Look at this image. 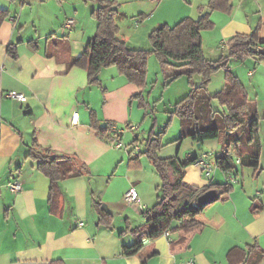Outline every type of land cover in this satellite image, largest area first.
<instances>
[{"label":"crops","instance_id":"crops-1","mask_svg":"<svg viewBox=\"0 0 264 264\" xmlns=\"http://www.w3.org/2000/svg\"><path fill=\"white\" fill-rule=\"evenodd\" d=\"M89 2L0 0V8L9 10L0 26V264H49L54 259L66 264H227V253L234 246L257 241L264 248V185L257 183L252 191L245 185L236 187L231 179L237 176L217 167L211 150L192 151L189 148L198 143L185 138L184 152L185 139H175L164 143L158 155L199 159L207 154L212 172L207 174L195 163L186 169L185 181L200 187L231 182L234 190L208 204L203 212L206 225L189 232L185 242H177L181 234L171 232L170 237L144 239L145 254L156 250L152 257L122 254L123 245L133 242L134 235L121 232L143 225L144 213L157 202L161 184L145 155L131 159L139 152L136 147L141 151L143 146L134 144L133 151L126 147L127 135L139 130L135 109L142 114L134 96L142 93L151 105L148 94L153 90L149 84L140 88L130 82L115 65L102 68L98 85L88 83L86 69L68 66L70 57L81 54L96 33L97 21ZM186 2L202 8L209 0ZM229 2L232 10H213L202 29L219 28L221 37L232 38L258 27L260 41H264V0ZM238 6L243 14L236 13ZM250 7L254 17L258 15L255 24ZM68 21L75 22L71 29L64 28ZM52 33L64 36L68 46L56 50L48 44ZM11 42L16 45V57L8 53ZM10 91L23 93L26 100L9 97ZM92 111L101 126L111 124L105 134L92 126ZM75 112L79 113L77 123L72 122ZM150 117H145V123ZM128 124L137 128H128L121 136L124 147H115L111 128ZM35 138L43 148L75 155L89 166L91 174L62 179L50 202V179L37 168L38 160L27 156ZM204 143L211 149L219 147L217 139ZM249 169L244 173L251 175L254 169ZM16 179L23 182L22 189L4 192L3 185L8 188V182ZM131 187L138 191L139 200L130 204L125 194ZM254 199L263 206L261 210H252ZM235 225L242 226L239 236L234 234Z\"/></svg>","mask_w":264,"mask_h":264},{"label":"trees","instance_id":"trees-1","mask_svg":"<svg viewBox=\"0 0 264 264\" xmlns=\"http://www.w3.org/2000/svg\"><path fill=\"white\" fill-rule=\"evenodd\" d=\"M91 1L98 4L92 10V16L97 21L96 33L81 54L70 57L68 66L86 69L88 83L98 85L102 68L115 65L130 82L145 88L148 85V58L149 55L156 54L163 68L178 69L173 74L174 79L184 74L190 78L189 92L169 111L172 115H178L181 120L182 131L176 140L191 138L194 142L203 144L206 140L219 139L222 143V152L215 160L217 167L235 175L246 166L259 173L263 167L257 103L249 97L245 85L228 66L229 56L241 59L256 55L264 59V54L259 52L264 48V41H260L258 27L248 34L232 37L230 53L220 56L217 60H210L203 51L202 23L209 18L213 10H232L229 0H209L204 7L206 10L199 19L187 16L174 25L161 24L150 33L149 49L132 46L118 36L117 20L125 16L118 9V0ZM8 16L9 10L0 8V26ZM63 37L52 33L48 38V44H54L56 50L62 45L68 46L67 39ZM7 50L12 56H17L14 43L8 44ZM220 67L226 68L224 87L217 93H211L208 88L211 73ZM196 74L200 76L199 84H196L193 78ZM134 98H138L140 107L145 109V118L149 102L144 99L142 93L136 94ZM215 99L227 110L217 109L213 104ZM91 124L99 134H105L111 125L107 123L101 126L94 111ZM154 132L150 131L145 138L144 149L139 150L131 159L138 160L145 155L160 176L157 202L145 211L146 220L143 225L132 229L128 227L121 232L122 234L132 232L134 235L133 242L123 245L122 254L125 256L139 254L147 259L156 255L155 249L144 253L146 251L144 239L154 240L166 229L179 232L181 235L177 242H185L189 232L206 225L203 212L208 204L199 202L200 195L215 189L217 196L213 201H216L234 189L231 182L209 183L201 187L186 182V169L197 163L198 157L190 156L184 159L179 154L160 157L158 150L163 146L160 140L163 132L157 134ZM138 138L137 136L134 139L135 145L138 144ZM27 156L36 158L37 168L49 177L50 202L53 201L62 179L91 174L89 166L75 155L56 153L50 148H43L36 138L29 147ZM237 158L240 159L239 162L236 161ZM255 201L256 199L253 200L252 210H261L263 206ZM174 222L177 223L175 226ZM227 259L229 264H264V248L257 241L245 246H234L228 251ZM49 264L66 262L63 259H54Z\"/></svg>","mask_w":264,"mask_h":264},{"label":"rangeland","instance_id":"rangeland-1","mask_svg":"<svg viewBox=\"0 0 264 264\" xmlns=\"http://www.w3.org/2000/svg\"><path fill=\"white\" fill-rule=\"evenodd\" d=\"M97 5V3L93 4L90 0L88 6L89 10L91 11V9L97 7ZM118 9L125 15L117 20L119 25L118 36L126 40L129 38L137 47L144 49L150 48V33L153 29L161 24L174 25L178 20L186 16L199 19L202 11L205 10L204 7L199 8L195 5L188 4L186 0H130V2L124 0L119 1ZM250 9L253 16L251 22L255 24L258 15L254 17L256 14L253 13L254 10L251 7ZM243 10L244 9L238 6L236 13L238 15H240V13L243 14ZM224 18L226 19V17ZM93 23L94 22H92V26L94 25ZM219 33V28H217V30H212L209 27L202 29L203 51L205 56L210 60H217L220 56L230 53V47L232 45L230 41L231 38H223ZM226 39L227 42L225 41ZM222 40L223 43L221 42ZM228 66L245 85L249 97L256 101L259 113V134L262 141L261 163L263 169L259 173H255L253 170V173L248 175V173H244V170L247 169L248 172V170L252 169L246 166L236 175L237 178L234 181L236 187L243 189L245 185L246 190L252 191L256 189L255 184L264 185V59L262 60L256 55H250L241 59L236 56H229ZM177 70L178 69L174 67L163 68L160 58L156 54L153 53L149 55L147 80L151 87L150 90L153 91H150L151 93L148 94L151 105L148 104V114L146 116L151 115V117L148 118L145 123V118L143 117L145 109L142 108L141 116L138 113V108L135 109V111H137L135 115L139 118L137 123L140 125L138 132H130L127 135L130 142L127 143L126 147L131 151L134 150V138L137 133L140 134L137 142L143 146V148L145 146V138H147L151 130L155 131V134L160 131L163 132L160 135V140L163 144L171 142L180 136L182 131L180 117L176 114L172 115L169 113V110H172L174 104L189 92L191 84L190 78L186 74L174 79L173 74H175ZM251 70L254 72V75H249V71ZM225 77V67L215 69L210 76L208 84L209 91L211 93L220 91L224 87ZM193 78L196 84H199L200 76L196 74ZM213 104L221 111L227 110L219 104L217 99L214 100ZM128 140L126 142H128ZM183 143L182 152H184L188 145L186 139ZM217 143L219 147L215 149H211L209 143H204V145L199 148L197 145V147H190L189 149L192 151H200L201 148L211 150V152H213V161H215L222 152V143L219 139H217ZM1 183L3 184L4 182L2 181ZM5 185H3L4 192L9 189ZM101 207H103V204H101ZM176 224L177 223L174 222L173 226ZM233 229L235 235H238L240 232L243 233L241 225H235ZM262 240L264 242V237H262ZM226 260L227 264H229L227 257Z\"/></svg>","mask_w":264,"mask_h":264},{"label":"built area","instance_id":"built-area-1","mask_svg":"<svg viewBox=\"0 0 264 264\" xmlns=\"http://www.w3.org/2000/svg\"><path fill=\"white\" fill-rule=\"evenodd\" d=\"M74 23H75L74 21H68L65 24L64 28L65 29H71L74 26ZM226 44H228V43H226ZM8 96L13 98V99H15V100H18V101H25L26 100V96L23 93L16 92V91H10L8 93ZM78 118H79V113L75 112L73 114V117H72V122L73 123H77L78 122ZM128 128L135 130L137 127L136 126H131V125H126V126H123V127L113 126L111 128V130H112L111 141H112V144L115 147H117V148L124 147V143H123V141L121 139V136L124 133H126ZM136 150L137 151L140 150L139 147H136ZM236 161L239 162L240 159L237 158ZM197 164L200 165L202 167V169L204 171H206L207 174H210L212 172V170L214 169V166L212 165V163L208 159V155L207 154H203L198 159ZM231 181L232 182L235 181V178H232ZM22 184H23V182L21 180H19V179L11 180V181L8 182V188L12 192H18L19 190L22 189ZM125 200L128 203H130V204L137 202L139 200L138 191L134 187H131L125 194ZM163 235L170 237L171 231L169 229H166L163 232Z\"/></svg>","mask_w":264,"mask_h":264},{"label":"water","instance_id":"water-1","mask_svg":"<svg viewBox=\"0 0 264 264\" xmlns=\"http://www.w3.org/2000/svg\"><path fill=\"white\" fill-rule=\"evenodd\" d=\"M259 52L264 54V48L260 49ZM198 145L200 146V143H198ZM216 196H217V191L215 189H210L204 192L202 195H200L199 202L204 205L209 204L216 198Z\"/></svg>","mask_w":264,"mask_h":264}]
</instances>
